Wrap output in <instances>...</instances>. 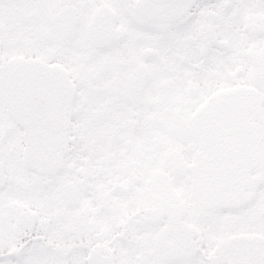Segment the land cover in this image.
Masks as SVG:
<instances>
[{"label": "snow or ice", "instance_id": "snow-or-ice-1", "mask_svg": "<svg viewBox=\"0 0 264 264\" xmlns=\"http://www.w3.org/2000/svg\"><path fill=\"white\" fill-rule=\"evenodd\" d=\"M0 264H264V0H0Z\"/></svg>", "mask_w": 264, "mask_h": 264}]
</instances>
